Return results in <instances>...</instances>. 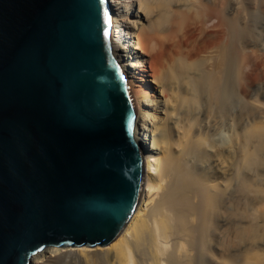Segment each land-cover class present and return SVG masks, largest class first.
I'll list each match as a JSON object with an SVG mask.
<instances>
[{
    "label": "water",
    "instance_id": "obj_1",
    "mask_svg": "<svg viewBox=\"0 0 264 264\" xmlns=\"http://www.w3.org/2000/svg\"><path fill=\"white\" fill-rule=\"evenodd\" d=\"M144 114L113 0H0V264L120 236L153 180Z\"/></svg>",
    "mask_w": 264,
    "mask_h": 264
},
{
    "label": "bare ground",
    "instance_id": "obj_2",
    "mask_svg": "<svg viewBox=\"0 0 264 264\" xmlns=\"http://www.w3.org/2000/svg\"><path fill=\"white\" fill-rule=\"evenodd\" d=\"M113 1H114L115 9L117 12L119 51H120V54L126 66L131 72L133 84L135 86V89L138 93V96L145 110L143 136L148 146V149L150 151V154L152 156V160H153V165H152L153 180H152L150 192H149V195L146 201L144 202L142 207L139 209L137 214L126 225V227L124 228L120 236L111 245L107 247L97 246L94 248L87 247V246L67 247V248L51 247V248H47L41 251L40 253L34 255L32 257L31 264H236V260H235L236 259V256H235L236 227H235V220H234L236 216L235 217L230 216L232 217L230 218L232 219V222L230 221L231 223H229L231 224V228L230 230L228 229L229 232L225 230V232L227 233L225 232L223 233L224 230L222 229V227L224 226V224L226 225L227 222L224 223L223 220L221 219L222 213H224L222 210L223 205L221 204V202L217 201L219 198V194H217L218 193L217 188H219V185H218V182H215L213 180L215 178L213 179L210 178V176L212 177L213 175H211L212 172L209 171L208 167H206L207 164L205 163L206 170L202 172L203 175L201 174V176L202 178H205L204 181L205 182L207 181L208 186L211 187L213 191L215 190L217 193L214 192V194L212 193L211 194L206 193L203 195L201 194L202 190L200 189L202 185L199 188V186L196 187L194 183L197 179H199L197 177H199L200 175L199 172H196L197 170L194 172H191V175H189L191 176L190 178H188L187 174H184L189 169H192L189 167H188L189 169L187 168L188 170L186 171L184 169L183 174L180 173L179 175H177L178 173L176 172L175 159L178 156H176V153H174L175 156L173 155V151H174L173 149H174V142L175 141L179 142L181 140L180 139L179 141L176 139L174 140L173 136H175L174 134L176 131H178L177 128H179V130L182 131V132L180 131V133H183L181 135H183L184 137V133L187 132L186 130L188 129V127L187 128L185 127L187 126L186 125L187 123L186 124L184 123L185 126H183L182 122H181L182 125L180 123L177 124V121L179 120L181 121V119H177V121L173 120V122H171L172 121L171 119H175L176 116H172L173 111L175 109L174 107H172L173 106L172 103L174 102V100L170 98L173 97L174 94L171 93L172 91L170 92V90L174 88L171 85V82H175V84L178 82L177 84L179 86L176 87L178 90L177 92L181 95V100L184 101L185 99L187 100V97L186 95H183V93H185L187 88L183 89L182 86L185 85V82L187 79L190 81V78L195 79L196 81L195 86L196 88L198 87L200 89L199 91L204 89L203 88L204 86H202V84L204 85V82L206 81V79L211 80V78L215 82V85L213 84L215 88L214 90L220 91V89L222 90V88H225L224 87L225 85L223 86L221 82V80L224 81L223 78L221 79V75H223L222 71L225 70L224 68L227 67V65L228 66L230 65L229 64L230 62L234 60L233 61L234 63L236 61V46H235L236 44V19L233 17L234 13H231V12H233L234 10L236 11L237 1L236 0H113ZM249 2H251V0H249L247 4H249ZM245 3H244V6H246ZM257 3H258L257 5L261 6V9L264 8V0H259ZM238 6L240 7V5H237V7ZM242 10L240 12H242ZM238 11L239 10L237 9V12ZM254 49H249V50L246 49L248 51H246L242 56H240L241 58L239 57L240 58L238 60L239 62L237 61V63H239V66H237L239 68V79H237L238 80L237 82H240L239 92L241 90V92L244 95L249 94L250 89L253 88L254 86H257V85L259 86V84L264 83V54H263L264 51L261 54L260 53L258 54L257 52L254 51ZM195 61L197 62L201 61L202 64L204 62L203 65L205 66H202L201 64L200 66L203 68L205 67V69H208L207 70L208 72H211V75H212L211 78L209 79L206 78L205 81L202 78L197 79L202 76V73H200L199 77L196 76V75H199L198 71L200 72L202 68L198 65L200 68L197 70L198 66L196 65V63L193 64V62ZM190 64L193 65V67H191ZM195 65L197 68L195 67V70L192 71L191 68H194ZM232 65L230 66L232 67V70H233V68H235L236 66L234 65L235 67H233ZM194 71L195 72L197 71L198 73L194 75L197 78L193 76ZM226 71H229V70H226ZM204 72L207 75V72L206 71ZM208 75H210V73H208ZM231 78H234V76H232ZM194 79L190 81L191 83H193V85H194ZM182 82H184V84ZM207 82H205V87H208L211 90L213 85H210L211 87H209V84L208 85L206 84ZM210 83H212V81ZM224 84H226V82ZM229 84L231 85L232 83H229ZM220 85L223 87L221 88ZM196 88L195 90H197ZM174 89L173 91L176 95L177 92H175ZM206 91L208 92L209 90H207L206 88L204 93ZM211 92H214V91H211ZM194 93L196 94V92ZM179 94H178V97H179ZM185 94L189 95V93L187 92ZM202 94L203 93H201V96ZM212 94H211L212 97H210L211 99L209 100L212 101L213 104L214 103L220 104V102H222L221 99L223 98L221 97L220 99V95H218V93L217 94L212 93ZM196 96H194V98ZM188 98H190V96ZM199 99H200V96H199ZM171 100H173V102ZM189 100L193 101V98H190ZM189 100L187 101L189 102ZM191 104L193 103L190 102V105ZM211 105L209 106L211 107ZM214 106L218 108L217 105H214ZM218 106L222 109L220 105ZM178 108H176V110H178ZM213 109L215 108L213 107ZM213 109H212V112H213ZM180 111L181 110H178L177 112H180ZM190 111L192 110L190 109ZM219 111L222 112V110L220 109ZM194 112L197 113V111H194ZM179 115H182V114L180 113L178 114V116ZM178 118H181V117H178ZM220 126L218 128H220ZM258 130L261 131L262 129L260 130L259 128ZM259 134L260 133H258V136H259L258 140L260 141V144H263L261 142H264V137L263 138L260 137V135H263V133L260 135ZM219 135H222V134H219ZM254 137H257V136H254ZM185 138H186V135H185ZM185 138L182 140V142L185 140ZM219 138L221 139L222 137H219ZM219 138L217 137V139ZM260 139L263 141H261ZM188 140L186 139L185 141L188 142ZM214 140L216 139L214 138ZM214 140L212 139L213 143L216 142ZM255 140L254 142L256 143ZM218 141L220 142H216L214 145L215 149L217 148V151L215 150L216 154L214 153L212 149L214 153V158H215V155L218 156V158L217 157L215 158L216 160L220 159L221 156L225 155V154L222 155V153H226L225 152L226 150H224V147H228L226 146L227 144H225V142H221V140H218ZM210 142H211V139H210ZM186 143H184V145ZM198 143L203 145V149L205 152L209 153L211 151V150L209 151V148H211V146L209 147V144L204 142L202 139H199ZM233 143L234 142H232V145ZM176 144L178 143H175V146ZM188 144L189 143H187V145ZM184 145H182L183 148H184ZM253 146L251 148H253ZM248 147L250 146L248 145ZM257 147L258 149L261 148L259 146ZM179 148L175 149V151L179 150ZM230 148L232 149V146ZM251 148H247V149H251ZM247 149H244V150L246 151ZM179 151L181 152L182 150H179ZM183 151L185 154L186 153L185 150ZM204 151L202 152V154L204 153ZM229 152H231V150ZM244 152L242 150V153ZM254 152H252L254 155L258 154L256 153L257 151L255 153ZM262 153L264 152L262 151ZM231 154L233 155V152ZM188 155H190L189 152L186 155L187 158L185 157L181 161H183L184 159H188ZM191 157L189 158L190 160H192ZM208 157H209V160L207 161H210L211 162L210 164L213 163L215 167L217 168L220 167L219 166L220 164H218L219 160L217 161L215 160L212 162V160L214 159L210 160L211 155ZM248 157L247 159H249ZM222 159H220V161H222ZM230 159H234V157H231ZM255 159H257V157ZM220 161L219 163H221ZM231 161L235 162V160H231ZM256 161L252 160V162H256ZM257 162L258 164L260 163L259 161ZM179 163L181 162L179 161ZM200 163H203V162H199L198 165ZM223 163L225 165V162ZM243 163H244V160H243ZM245 163H247V161ZM213 164L211 166H213ZM180 165L182 166V164ZM224 165H221V166H223L224 168L225 167ZM248 166H251V165H248ZM255 166L251 168H255L256 169L255 173H256L258 169H261L262 166L260 168H258V166L257 167ZM215 167H212V168L215 169ZM178 168H181V167L179 166ZM201 170H204V168ZM228 170H229V167H228ZM250 172L251 171L249 170V173ZM217 173L219 172L217 171ZM253 173L254 172L252 170V174ZM209 178L212 179V181H210ZM240 180H242V178H240ZM202 181L203 180H201V182ZM216 181H217V178H216ZM233 181L231 182L235 183ZM244 182L246 181L244 180ZM197 183H198V180L196 181V184ZM231 185H230V188H231ZM234 187H235V184H234ZM259 187H260V184H259ZM234 189L236 190V188ZM212 190L210 192H212ZM236 192H239V191H236ZM237 195H239V193ZM240 195H244V193L243 194L241 193ZM259 196L262 197V195H259ZM262 201H263V198H262ZM237 202L235 201L234 204H236ZM210 204L212 205L210 206ZM230 205L233 206L232 204ZM231 206L229 207V209L232 208ZM235 206L232 209L234 208L236 209ZM223 209L225 210V208ZM235 209L234 211L232 210L233 214L235 212ZM229 212H231V210H229ZM232 212L230 213L231 215H232ZM235 215H236V212H235ZM252 220L254 221L255 219H252ZM257 221L259 222V219H257ZM215 223L217 226L215 227L214 225L213 227L215 228L214 229L213 227L211 228V226ZM243 227L245 226H242V228ZM223 228H226V226ZM220 229H222L223 231L219 232L218 230ZM257 229L258 228H256L255 230ZM253 231L251 233L252 236H253ZM263 231L264 230H262V232ZM237 232L239 233V230H237ZM256 232H255V236L257 235ZM219 233H222V234H219ZM220 235H223V236L220 237ZM244 235L243 237L245 239L246 235L245 236ZM259 237H261V235ZM207 258H209L210 260L208 261Z\"/></svg>",
    "mask_w": 264,
    "mask_h": 264
},
{
    "label": "rangeland",
    "instance_id": "obj_3",
    "mask_svg": "<svg viewBox=\"0 0 264 264\" xmlns=\"http://www.w3.org/2000/svg\"><path fill=\"white\" fill-rule=\"evenodd\" d=\"M237 2H236V11L234 12H231V13H234L233 14V17L236 19V44H235V46H236V61L233 63V61L232 62H230L229 64L230 65H232L233 67H235V68H233V70H234V72H233V70H232V67L229 65H227V67H225L223 70L224 71H226V70H229V71H226V72H224V71H222L223 72V75H221V79L223 78V80L224 81H222L221 80V82H222V84H223V86L225 87V88H222L223 86H221L220 85V87L222 88V90L220 89V91H217V90H214L215 88H214V85H215V82H214V80H212V78H211V72H208L207 70L208 69H205V67L203 68V67H201L200 66V64L202 65V66H205V65H203L204 64V62H203V64H202V62L201 61H195V62H193V64H195L196 63V65L198 66H200L202 69L200 70V72L198 71V73H199V75H196V74H198L197 73V71L195 72V74H194V72H193V76L194 75H196L197 77H199L200 76V73H202V76L200 77V78H197L196 76H194L195 78H197V79H203L204 81H205V79L206 78H211V80H207L206 79V81L205 82H207L206 84L208 85L209 84V87H211L210 85H213V90H212V88H211V90H210V88H208V87H205V82H204V85L202 84V86H204L203 88V90L205 91V89L207 88V90H209L208 92L206 91L205 93H204V91L203 90H201V91H199L200 89L197 87L196 88V81H195V79L194 78H190V81H192L193 79H194V85H193V83H191L188 79V82H187V80H186V82H185V85H183L182 87H183V89H189V90H187L186 89V91H185V93L187 92V93H189V95L188 94H185V93H183V95H186V97H187V100H189L190 98H193V101L192 100H189V102L185 99L184 101L183 100H181V95L177 92L178 90H177V86H179L177 83L175 84V82H171V85L174 87V88H176V89H174V88H172V90H170V92L171 93H173L174 94V96L173 97H171L170 99H173L174 100V102H173V100H171L172 102V107H174V111H173V114H172V116H176V118L175 117H173V118H175V119H171L170 121L171 122H173V120H176L177 121V119H181V121L179 122V121H177V124L178 123H180L181 125H182V123H183V126H185V124L187 125V126H185L186 128L188 127V129L186 130L187 132L186 133H184V137H183V135H181V134H183V133H180V131L181 130H179V128H177L178 129V131H176V129H175V136H173V138H174V140L176 139V140H178L179 141V139L181 140V141H179L180 142V144H181V146L182 145H184V143H186L187 141H185L186 139L188 140V142L187 143H189L188 145H187V143L184 145V148H183V146H182V148H181V146H180V144H179V142H177V141H175L174 142V151H175V149H178L179 147L181 148H179V150H182L181 152L179 151V150H177V151H173V155H174V153H176V156H178L176 159H175V164H176V172L178 173L177 175H179L180 173L181 174H183V172H184V169H185V171L186 170H188L189 168H192V169H189L186 173H184V174H187L188 175V178H190L191 176H189V175H191V172H194V171H196V172H199V177H197V178H199V179H197L196 177V179L198 180V183L196 184V181H195V179H194V183H195V186L196 187H198L199 186V188L201 187V185H202V187H201V189L200 190H202V191H204V192H202L201 191V194L203 195V194H206V193H212V194H214V192L215 193H217V194H219V198H218V200L217 201H219V202H221V204L223 205H221L222 206V210H223V212L224 213H222V220H223V222L225 223V222H227L226 223V225L224 224V226L223 227H225L226 226V228H223L222 227V229L224 230H222V229H220V230H218L219 232H222L223 231V233L225 232V230L227 231V232H229V230H230V228H231V224H229V223H231L232 222V219H230V218H232V217H230V216H233V217H235L234 218V220H235V227H236V248H235V251H236V253H235V256H236V264H264V231L262 232V230H264V153H262V151L264 152V142H261V143H263V144H260V141L258 140V138H259V136H258V133H260V134H262L263 133V135H264V83H261V84H259V86L257 87V86H254L253 88H251L250 89V91H249V94H247V95H244L242 92H241V90H240V92H239V89H240V82H237L238 80L237 79H239V68L237 67V66H239V63H237V61L241 58L240 56H242L246 51H248L249 49H254V51L255 52H257L258 54L260 53H262L263 51H264V8H262L261 9V6H259V5H257L258 3V1L257 0H255V1H257V2H255L254 0H251V2H249V4H247V2L249 1V0H247V2H246V0H236ZM246 2V3H245ZM244 3H245V5L246 6H244ZM254 3V4H253ZM237 5H240V7L238 6L237 7ZM244 7H243V6ZM252 5V6H251ZM258 7H257V6ZM248 6V7H247ZM242 8H243V10H242ZM248 8V9H247ZM259 8V9H258ZM237 9L239 10L238 12H237ZM242 10V12H240ZM262 10V11H261ZM237 12V13H236ZM235 13H236V15H235ZM241 13V14H240ZM235 15V16H234ZM246 49H248V50H246ZM261 51V52H260ZM263 54H264V52H263ZM240 57V58H239ZM238 58V59H237ZM239 62V61H238ZM232 63V64H231ZM191 64H192V62H191ZM190 64V66L191 67H193V65H191ZM196 65L194 66V68H191L192 69V71L193 70H195V67H196ZM235 65V66H234ZM198 66V68H197V70L200 68ZM227 68V69H226ZM237 68V69H236ZM235 70H236V72H235ZM204 71H206L207 72V75H206V73L204 72ZM210 71V70H209ZM237 71H238V73H237ZM233 72V73H232ZM203 73H205V74H203ZM208 73H210V75H208ZM222 74V73H221ZM225 75V76H224ZM205 76H207V77H205ZM232 76H234V78H231ZM204 77V78H203ZM230 77V78H229ZM229 78V79H228ZM196 79V80H197ZM226 79V80H225ZM185 80H183V81H185ZM202 80V81H203ZM212 81V83H210ZM226 82V84H224ZM174 83V84H173ZM183 84H184V82H182ZM187 83V84H186ZM190 83V84H189ZM229 83H232L231 85L229 84ZM192 84V85H191ZM171 86V87H172ZM189 87V88H188ZM197 89V90H195V88ZM227 87V88H226ZM170 88V87H169ZM173 89L175 90V92H177V94L175 95V93H174V91H173ZM194 89V90H193ZM253 89V90H252ZM196 92V94L194 93V92ZM199 91V92H198ZM211 91H214V92H211ZM192 92V93H191ZM198 92V93H197ZM201 93H203L202 94V96H201ZM212 93H218V95H220V99H221V97L223 98V99H221L222 100V102H220V104H213V102L212 101H210L209 99H211L210 97H212ZM173 94H171V95H173ZM178 94H179V97H178ZM199 94V95H198ZM210 94V95H209ZM212 94V95H211ZM241 94V95H240ZM170 95V96H171ZM198 97H197V96ZM208 95H209V97H208ZM221 95H223V96H221ZM177 96V97H176ZM190 96V98H188ZM194 96H196L195 98H194ZM199 96H200V99H199ZM243 96V97H242ZM206 97V98H205ZM204 100H203V99ZM181 100V101H180ZM220 100V101H221ZM178 101V102H177ZM179 101H180V103H179ZM182 102V103H181ZM183 102H184V104H183ZM190 102H192L193 104H191L190 105ZM202 102V103H201ZM177 103V104H176ZM179 103V104H178ZM188 103H189V105L191 106H189L188 105ZM195 103V104H194ZM211 104H213V105H211ZM176 107H175V106ZM178 105V106H177ZM180 105H181V107H180ZM186 105V106H185ZM195 105H197V106H195ZM201 105V106H200ZM209 105H211V107L209 106ZM214 105H217V107L220 109V110H222V112L221 111H219V109L218 108H216V106H214ZM218 105H220L221 107H222V109L218 106ZM189 106V107H188ZM179 107V108H178ZM186 109H185V108ZM213 107L215 108V109H213ZM176 108H178V110H181L180 112H177L178 110H176ZM195 108H196V110H195ZM173 109V108H172ZM171 109V110H172ZM184 109H185V111H187V112H185L184 111ZM190 109L192 110V111H190ZM194 109V110H193ZM198 109V110H197ZM212 109H213V112H212ZM170 110V111H171ZM189 110V111H188ZM176 111V112H175ZM194 111H197V113L196 112H194ZM183 112V113H182ZM192 112V113H191ZM184 114L183 116L182 115H179L178 116V114ZM191 113V114H190ZM194 113H196V114H194ZM216 113H217V115H216ZM219 113V114H218ZM222 113V114H221ZM193 114V115H192ZM197 115V116H196ZM218 116V117H216V116ZM220 115H222V116H220ZM235 115V116H234ZM184 116H186V117H184ZM191 116H193V117H191ZM178 117H181V118H178ZM217 119H216V118ZM221 117V118H220ZM184 120H183V119ZM214 118V119H213ZM230 118V119H229ZM186 119H187V121H186ZM190 119V120H189ZM195 120V121H194ZM229 120H230V122H229ZM233 120V121H232ZM175 121V122H176ZM224 121V122H223ZM232 121V122H231ZM182 122V123H181ZM185 123V124H184ZM217 123H219V124H217ZM227 125H226V124ZM233 123V124H232ZM236 125H235V124ZM217 124V125H216ZM223 124V125H222ZM231 124V125H230ZM177 126V125H176ZM220 126V128H218ZM230 129H229V128ZM176 128V127H175ZM218 128V129H217ZM232 128H234V129H232ZM236 128V129H235ZM260 128V130L262 131V133H261V131H259L258 129ZM232 129V130H231ZM236 130V131H235ZM256 130V131H255ZM219 131V132H218ZM233 131H235V132H233ZM255 131V132H254ZM179 132V133H178ZM182 132V131H181ZM223 132V133H222ZM234 134H233V133ZM252 132V133H251ZM231 133V134H230ZM254 133V134H253ZM189 134V135H188ZM219 134H222V135H219ZM224 134H225V136H224ZM253 136H252V135ZM257 134V135H256ZM259 134V135H260ZM185 135H186V138H185ZM188 135V136H187ZM218 135V136H217ZM234 136V138H233V136ZM263 135H260V137H264ZM254 136H257V137H254ZM183 137V138H182ZM192 137V138H191ZM212 137V138H211ZM217 137L219 138V137H222L221 139L219 138V139H217ZM254 138V139H252V138ZM185 138V142L183 143L182 142V140ZM214 138L216 139V140H214ZM227 139V140H225V139ZM191 139V140H190ZM199 139H202L204 142H206L207 144H209V147L211 146V148H209V151L211 150L212 151V149H213V151H214V153L216 154V151H217V148L215 149V143L216 142H220V141H218V140H221V142H225V144H227L226 146H228V147H224V150H226L225 152L226 153H222V155H226V157H225V155L224 156H221V158L220 159H222L223 157L224 158H226V159H222V161L223 162H225V165H224V163L222 162V161H220V159H217V160H219L221 163H223V164H221V163H219V161H218V164H220L219 166L221 167H215L214 166V164H213V166H211L212 164H210L211 162L210 161H207V160H209V157L208 156H210L211 155V157H213V158H211L210 157V160L211 159H214V160H212V162L213 161H215L216 159V157L218 158V156L217 155H215V158H214V153H213V151L211 152H209V153H207V152H205L204 151V149H203V145L202 144H199L198 143V140ZM210 139H211V142H210ZM212 139L214 140V141H216V142H212ZM222 139H224V140H222ZM252 139V140H251ZM256 139V140H255ZM254 140L256 141V143L254 142ZM258 140V141H257ZM261 140V139H260ZM209 141V142H208ZM248 141V142H247ZM261 141H263V140H261ZM182 142V143H181ZM230 142H231V144H230ZM232 142H234V143H236V144H234L233 143V145H232ZM244 142H246V143H244ZM252 144H251V143ZM175 143H178V144H176V146H175ZM255 143V144H254ZM212 144H213V146H212ZM257 144V145H256ZM194 145V146H193ZM232 146V149L230 148L231 146ZM243 145V146H242ZM248 145L250 146V147H248ZM254 145V146H253ZM230 146V147H229ZM245 146V147H244ZM253 146V148H251ZM257 146H259V147H261V148H259L258 149V147ZM176 147V148H175ZM257 148V150H256V148ZM247 149V148H251V149H247L246 151L244 150V149ZM262 148H263V150H262ZM196 149H197V151H196ZM260 149H261V151H260ZM183 150H185V154H184V151ZM193 150H195V151H193ZM202 150V151H201ZM216 150V151H215ZM231 150V152H229ZM242 150H243V152L244 153H242ZM260 151V153H259V151ZM179 151V152H178ZM204 151V153L202 154V152ZM256 152V153H258V154H253L252 152ZM188 152L190 153V155H188V159H184L183 161H181L183 158H187V154H188ZM194 152H196V153H194ZM233 152V155L231 154ZM235 152V153H234ZM254 152V153H255ZM192 153V154H191ZM198 153H199V155H198ZM206 153V154H205ZM211 153V154H210ZM246 153H248V154H246ZM250 153V154H249ZM251 153H252V155H251ZM180 154V155H179ZM205 154V155H204ZM207 154H209V155H207ZM244 154V155H243ZM262 154V155H261ZM184 157H183V156ZM260 155V156H259ZM175 156V155H174ZM191 157V159L192 160H190L189 158ZM198 156V157H197ZM200 156H202V157H200ZM206 156V157H205ZM234 157V159H230L231 157ZM248 156H250V157H248ZM263 156V157H262ZM229 157V158H228ZM247 157L249 158V159H247ZM254 157V158H253ZM257 157V159H255ZM198 159V160H196V159ZM251 158H253V159H251ZM230 159V160H229ZM247 159V160H246ZM260 159V160H259ZM262 159V160H261ZM176 160H178V161H176ZM186 160V161H185ZM189 160V161H188ZM216 160V161H217ZM224 160H226V161H224ZM231 160H235V162L234 161H231ZM243 160H244V163H243ZM247 161V163H245L246 161ZM249 160V161H248ZM252 160H254V161H259L260 163L258 164V162L256 161V162H252ZM179 161L181 162V163H179ZM185 161V162H184ZM195 161V162H194ZM203 162V163H200L199 165H198V163L199 162ZM177 162H178V164H177ZM183 162V163H182ZM186 162H187V164H186ZM191 162V163H190ZM250 162V163H249ZM184 163H185V165H184ZM189 163V164H188ZM207 164V166H206V164ZM228 163V164H227ZM254 163H256V164H254ZM180 164H182V166L180 165ZM190 164H191V166H190ZM193 164V165H192ZM196 164V165H195ZM204 165V166H202V165ZM251 165V166H248V165ZM263 164V165H262ZM177 165H178V167L180 166L181 168H178L177 167ZM183 165H184V167H183ZM195 165V166H194ZM221 165H224L225 167L223 168V166H221ZM231 165H233V166H231ZM236 165V166H235ZM253 165V166H252ZM255 165H257L258 166V168H260L261 166V169H258V171L255 173V171H256V169L255 168H251V167H254ZM208 167V169H209V171H211L212 173H211V175H216V176H210V178H215V179H213L215 182H218V185H219V188H217V192L214 190H212L211 189V187H209L208 186V184H207V181L205 182L204 181V179L205 178H202V176H201V174L203 175V171H205L206 170V167ZM230 166H231V168H230ZM243 166H244V168H246V169H244L243 168ZM247 166V167H246ZM257 166H255V167H257ZM189 167V168H188ZM194 167H195V169H194ZM198 169H197V168ZM204 168V170H201V169H203ZM212 167H215V169L214 168H212ZM228 167H229V170H228ZM236 167V168H235ZM188 168V169H187ZM201 168V169H200ZM210 168H211V170H210ZM234 168V169H233ZM247 168H249V169H247ZM177 169H178V171H177ZM179 169H181V170H179ZM216 169H218V170H216ZM223 169V170H222ZM230 169H231V171H230ZM191 170V171H190ZM199 170V171H198ZM216 170V171H215ZM224 170H226V171H224ZM229 172H228V171ZM249 170L251 171L250 173H249ZM252 170H253V174H252ZM260 170V171H259ZM263 170V171H262ZM201 171V172H200ZM208 171V170H207ZM217 171L219 172V173H217ZM235 171V172H234ZM244 171V172H243ZM262 171V172H261ZM188 172H190V173H188ZM221 172V173H220ZM226 172V173H225ZM228 172V173H227ZM242 172V173H241ZM217 173V174H216ZM233 173V174H232ZM236 173V174H235ZM263 173V174H262ZM198 174V173H197ZM225 174V175H224ZM227 174H229V175H227ZM249 174V175H248ZM205 175V174H204ZM256 177H254V176ZM197 176V175H196ZM224 178H223V177ZM230 176V177H229ZM232 176V177H231ZM235 176H236V178H235ZM243 176H245V177H243ZM249 178H248V177ZM229 177V178H228ZM202 178V179H201ZM209 178V179H210ZM216 178H217V181H216ZM221 178V179H220ZM233 178V179H232ZM240 178H242V180H240ZM250 178H252V179H250ZM212 179H210V181H212ZM226 179V180H225ZM231 180V181H233V182H235V183H232L231 181H229V180ZM249 179V180H248ZM253 179H254V181L255 182H257V183H255L254 181H253ZM200 180V181H199ZM201 180H203L202 182H201ZM224 180V181H223ZM244 180L246 181V182H244ZM257 180V181H256ZM228 181V182H227ZM239 181H240V183H239ZM251 181V182H250ZM254 183H253V182ZM223 182V183H222ZM224 182H225V184H224ZM227 182V183H226ZM230 182H231V184H230ZM249 182H250V184H249ZM259 182V183H258ZM202 183V184H201ZM221 183V184H220ZM238 183H239V185H238ZM261 183H263V184H261ZM204 184V185H203ZM206 184V185H205ZM224 184V185H223ZM234 184H235V187H234ZM243 184H245V185H243ZM259 184H260V187H259ZM223 185V186H222ZM226 185V186H225ZM229 185V186H228ZM230 185H231V188H230ZM240 185H242V186H240ZM248 185V186H247ZM262 185V186H261ZM208 186V187H207ZM252 186V187H251ZM253 186H254V188H253ZM205 187V188H204ZM226 187V188H225ZM239 187V188H238ZM242 187V188H241ZM260 188V190H259V188ZM263 189H262V188ZM208 188V189H207ZM228 188H229V190H228ZM234 188H236V190L234 189ZM251 188V189H250ZM210 189V190H209ZM225 189H227V190H225ZM253 189V190H252ZM254 189H256V190H254ZM212 190V192H210ZM224 190V191H223ZM235 190V191H234ZM242 190V191H241ZM263 190V191H262ZM236 191H239V192H236ZM241 191V192H240ZM257 191V192H256ZM226 192H228V193H226ZM230 192V193H229ZM232 192V193H231ZM236 193V194H235ZM239 193V195H237ZM243 194L244 193V195H240V194ZM221 194V195H220ZM234 194V195H233ZM223 195H224V197H223ZM239 196V197H237V196ZM259 195H262V197H260ZM227 197H229V198H227ZM243 197V198H242ZM227 198V199H226ZM233 198H234V200H233ZM262 198H263V201H262ZM220 199V200H219ZM232 199V200H231ZM261 199V200H260ZM222 200V201H221ZM223 200H224V202H223ZM257 200V201H256ZM259 200V201H258ZM229 201H233L232 203L231 202H229ZM235 201L237 202H239V204H238V202L236 203V204H234L235 203ZM226 202V203H225ZM232 204L233 206H231L230 204ZM212 204H210V206H211ZM228 205H230L232 208L235 206L236 207V209H235V212H236V215H235V212H234V214H233V212H232V210L234 211V209H232V208H230L229 209V207L230 206H227ZM223 208H225V210L223 209ZM226 209H228V210H226ZM229 210H231V212H232V215L230 214L231 212H229ZM226 211H228V212H226ZM225 212H226V214H225ZM229 215V216H228ZM263 216V217H262ZM258 217V218H257ZM252 219H255L254 221L252 220ZM257 219H259V222L257 221ZM225 220H227V221H225ZM250 220V221H249ZM263 220V221H262ZM231 221V222H230ZM254 222V223H253ZM258 222V223H257ZM261 222V223H260ZM250 223V224H249ZM215 225V227L217 226L216 225V223L215 224H213L212 226H211V228L213 227ZM230 227H229V226ZM248 227H247V226ZM229 228H228V227ZM242 226H245V227H243L242 228ZM254 226H256V227H254ZM215 227H213V229L215 228ZM254 227V228H253ZM256 228H258L257 230H255ZM229 229V230H228ZM241 229V230H240ZM251 229V230H250ZM261 229V230H260ZM237 230H239V233L237 232ZM247 230V231H246ZM249 230V231H248ZM254 230V231H253ZM252 231H253V236H252ZM257 231V232H256ZM227 232H225V233H227ZM241 232V233H240ZM243 232V233H242ZM245 232V233H244ZM246 232H247V234H246ZM255 232L257 233V235L255 236ZM250 235H249V234ZM219 234H222V233H219ZM241 234V235H240ZM245 236V239H244V237H243V235ZM261 235V237H259V236ZM223 235H220V237H222ZM225 236V235H224ZM240 236H242V237H240ZM240 237V238H239ZM247 237V238H246ZM252 238H253V240H252ZM257 239V240H256ZM262 239V240H261ZM250 240V241H249ZM254 240H256V241H254ZM259 240V241H258ZM252 241V242H251ZM255 242V243H254ZM263 250V251H262ZM208 259V261L210 260L209 258H207ZM64 263V262H63Z\"/></svg>",
    "mask_w": 264,
    "mask_h": 264
}]
</instances>
